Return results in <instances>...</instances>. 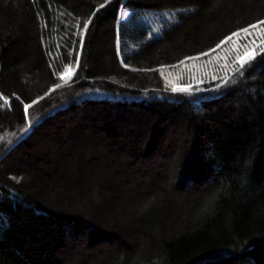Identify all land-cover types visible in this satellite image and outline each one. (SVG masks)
<instances>
[{
	"label": "trees",
	"instance_id": "1",
	"mask_svg": "<svg viewBox=\"0 0 264 264\" xmlns=\"http://www.w3.org/2000/svg\"><path fill=\"white\" fill-rule=\"evenodd\" d=\"M259 21L264 0H0V264H95L75 240L115 244L96 264H264V53L194 94L156 69ZM153 154L170 172L134 183Z\"/></svg>",
	"mask_w": 264,
	"mask_h": 264
},
{
	"label": "rangeland",
	"instance_id": "2",
	"mask_svg": "<svg viewBox=\"0 0 264 264\" xmlns=\"http://www.w3.org/2000/svg\"><path fill=\"white\" fill-rule=\"evenodd\" d=\"M127 12L126 10H121L119 13V19L120 20H124L125 16L124 13ZM128 13V12H127ZM225 27H213V28H207L206 29V33L203 34V41L206 42L205 40H208L211 37L216 36L217 34H219L220 32L225 31ZM205 31V30H204ZM240 32V36L239 37H235L233 38V41H230L229 43L225 44L221 49H218L216 52H212L211 55H207V56H201L202 53H209L210 50L212 49H216L217 45L221 43V41H224L226 37H230L232 36V34L227 35H221L219 38H217L213 45H215L212 49L207 50L202 52V53H195L191 56H187V57H200V59L197 60H188L186 62V64L184 65H180V61H184L185 58L180 59L177 63L172 64V65H164V66H160L157 67L156 69L163 70V77L165 79V83L166 86L168 87H172V83H175L176 85L180 86V87H186V86H190V91L189 92H193L194 93H198L201 92L203 89H200L201 87H203L204 83H209L212 82L213 80H221L219 83V86H222L223 84H225L224 79H225V75L227 74V81L230 79L233 71L232 69L234 67H238V64H234L233 62L236 59V56L239 52V54H243L244 48L240 45H247L250 43V41L255 38L258 37L260 34L258 31H251L249 34H247V36ZM237 33V32H235ZM205 39V40H204ZM236 41H239V45H237ZM257 43H259V40L257 39ZM236 49V50H233ZM174 65H179V67H173ZM23 72V70L21 71ZM213 77H215V79H213ZM185 78V81H183L182 79ZM169 81H171L172 83H170ZM26 82H22V84H25ZM27 84V83H26ZM25 84V85H26ZM218 86V85H217ZM218 86V87H219ZM188 92V93H189ZM33 95H30L28 97L27 100H30V98ZM83 107V103L79 102L77 104V108L80 109ZM15 153H12L13 156ZM169 163L162 160L157 154H153L152 156H150L149 159L144 160L142 162H137L133 167H130V169H128V172H133L132 173V177L135 178L133 181L134 183H137L139 176L142 177L143 174H141L142 170H146V169H152L154 170V168H156V170L161 171V173H165L167 174L168 172H170L169 167ZM137 171H140L137 172ZM98 172V171H96ZM95 172V173H96ZM155 172V170H154ZM137 173H139V175H137ZM101 175V172L99 171L97 176ZM92 176V174H91ZM141 180V179H139ZM143 181L146 185H148L149 180H141ZM165 182L168 183V178L165 179H157V182ZM132 183L128 184L126 187L127 189L132 188ZM146 185H144L146 187ZM169 185V184H168ZM92 190V189H91ZM88 193V192H87ZM86 193V194H87ZM92 193V191L90 192V194ZM56 197L55 193L52 192H46V195L50 196V197ZM126 196V195H125ZM49 199V198H48ZM125 200V199H124ZM126 201V200H125ZM143 202L142 198L138 199V206H140V204ZM80 203V202H79ZM79 203L78 201H74V207L77 209L79 208ZM76 205V206H75ZM100 242V243H99ZM75 249H72L75 254H80L83 256H87V255H93L96 254V256L91 260L93 263H98L99 260H101L102 258L105 257H111L110 256V250H112V247L115 246V244H108L105 241H96L95 243L99 244V245H95L94 248H92V250L88 251L86 249V246L80 242L79 244H77V240H75ZM137 250H139L138 248L140 247V242L139 244H136ZM98 249H101V253H96V251Z\"/></svg>",
	"mask_w": 264,
	"mask_h": 264
},
{
	"label": "snow or ice",
	"instance_id": "3",
	"mask_svg": "<svg viewBox=\"0 0 264 264\" xmlns=\"http://www.w3.org/2000/svg\"><path fill=\"white\" fill-rule=\"evenodd\" d=\"M107 3V0H106ZM100 7H104V5H101ZM124 15H128L127 12L124 13ZM91 23V18L89 20L85 21L83 23V28L79 32V43L81 47H83L84 43V37L85 33L89 29V25ZM251 31H258L259 36L253 38L249 44L247 45H240L244 48L243 54H237L235 61L233 62L234 64H238V67H234L232 69L233 72H239L241 69L245 67V65H250L252 61L255 60V58L260 55L261 53H264V21H259L256 24L250 25L248 28L242 29L241 32L244 33L246 36L249 34ZM240 32L233 33L232 36L226 37L224 41H221L220 44L217 45L216 49L210 50L209 53H202L201 56H207L211 55L212 52H216L218 49H221L225 44L229 43L230 41H233V38L239 37ZM257 39L259 40V43H257ZM237 45H239V41H236ZM236 50V49H233ZM71 55V53H69ZM200 59V57H187L185 58L184 61H180V65L186 64L188 60H197ZM80 64V55L77 53L75 55V65L69 63L66 64L64 67L63 72L59 73V80L61 81L60 84L56 85V88H60L64 85L69 84L72 81V78L75 76L76 71L79 67ZM173 67H179V65H174ZM161 74L163 75V70H161ZM215 79V77H213ZM172 83L171 81H169ZM224 82L227 83V74L225 75ZM54 90V89H53ZM190 86L186 87H180L176 85L175 83H172L171 91L176 93V92H189ZM51 91V90H50ZM3 97H0V100H3ZM4 103L7 104L8 101L4 100ZM38 103V101H33L32 104H25L24 105V112H25V117L27 118L29 115V109L33 106V104ZM26 130V129H25ZM5 137L0 136V140H3Z\"/></svg>",
	"mask_w": 264,
	"mask_h": 264
}]
</instances>
